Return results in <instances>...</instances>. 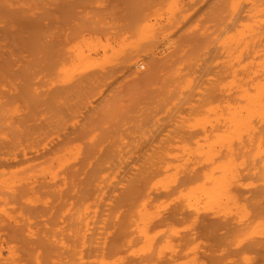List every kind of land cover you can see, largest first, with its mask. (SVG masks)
<instances>
[{
  "label": "rangeland",
  "instance_id": "374dc122",
  "mask_svg": "<svg viewBox=\"0 0 264 264\" xmlns=\"http://www.w3.org/2000/svg\"><path fill=\"white\" fill-rule=\"evenodd\" d=\"M11 1L3 3L23 2ZM209 1L36 0L30 18L42 19L44 36H22L31 37L29 50L20 48L19 36L0 39V156L26 150L40 155L0 161V248L13 245L20 264H35L23 248L36 252L42 246H51L43 250L44 264H53L61 252L63 260L66 246L81 248L85 264H98L101 257L107 264L112 259L110 264H264L258 254L264 252V206L260 212L252 210L257 193L264 196L260 171L253 176L251 168L239 170L231 190L245 203L240 212L221 208L195 214L183 199L172 198L177 191L157 195L161 183L155 182L156 188L152 181L163 176V167L157 176L145 177L149 154L154 160L182 153L186 158L188 150L206 149L209 125L224 123L221 118L206 124V87L214 86L218 95L211 103L221 108L233 93L225 89L237 68L232 56L241 54L239 47L232 48V39L226 41L229 31L220 35L222 24L213 21L228 16L227 0ZM214 41L221 45L212 53L211 63L218 65L211 70L206 57ZM199 117L202 124L201 119L196 124ZM100 148L103 156L81 162ZM189 158L192 163L182 165L179 175L207 166L199 157ZM162 200L168 203L149 223L150 242H143L144 234L134 225L138 206L144 203L147 211L156 212ZM171 211L184 212L183 218L159 224ZM204 216L216 223L211 232L220 234L219 243L206 238ZM257 219L262 223L249 236ZM223 222L227 230L219 227ZM165 238L171 246L160 251ZM251 242L256 246L250 248Z\"/></svg>",
  "mask_w": 264,
  "mask_h": 264
},
{
  "label": "bare ground",
  "instance_id": "6f19581e",
  "mask_svg": "<svg viewBox=\"0 0 264 264\" xmlns=\"http://www.w3.org/2000/svg\"><path fill=\"white\" fill-rule=\"evenodd\" d=\"M22 1L23 2L20 5L18 4V6H12L10 4L9 5L4 4L3 0H0V39H11L13 37L19 36L20 48L24 50H29L28 49L29 45L30 47L32 45V39L31 37H22V36H32V35L44 36V30H43L44 25L42 24L43 23L42 19L36 18L37 16L35 17L36 18L35 20L30 18V15H32L31 11L33 10L35 11V9H37V6L35 5L36 0H22ZM11 2H13V0ZM16 2L19 3L20 0L19 2L18 1ZM209 2L211 1L206 0V4ZM221 3L219 6L223 4ZM33 7L35 8L33 9ZM226 8L228 10L227 11L228 16L226 15L227 17H225L226 20L224 18V15L223 16L221 15L218 17L217 16L213 17V21L215 23L217 21L219 25L222 24L221 29H219L220 35H222L223 32L225 33L227 30L230 33L227 35L228 36L227 40L224 39L226 35L224 36V38H221L220 40L223 39V40L228 41L229 39H232L230 41L234 43L232 48H234V46H236L237 50L240 48V50L236 52H238L241 55L239 57V55L235 53V57L232 56L234 59L230 58L231 60L233 59L234 61H236V62H233L232 60L233 63H236L237 68L232 67L233 69L232 70L230 69L232 73L231 75H229L228 81H226L227 82L226 84L228 85H225L226 86L225 87V86H222L224 83H222V85L218 83L222 86V88L223 87H225V89L229 88L230 90H232L231 93L233 92L231 96L225 98V100H222L224 105H221L222 106L221 108H220V105H218L219 103L218 104L215 103L217 105H213L211 103L213 100H217L216 97L218 93H216V89L213 88L214 87L213 85L209 87L207 86V82H206V86H207L206 87V103L208 105L206 104L207 106L206 107L207 108L206 109V120L204 118V120L206 121V124L208 122L213 121V120L210 121V119H214V120L217 119L219 121V119L221 118L224 121V123H222L221 125H219L218 123L217 124L214 123L217 126H213V123L212 124L208 123L211 125H209L210 129L206 130V149L201 150V151L200 150L197 151L198 149L188 150L186 151L187 152L186 158L183 157L184 153H182L183 156L180 155L177 157L175 155V156L169 157L168 159H166L165 156L160 155L156 160H154L152 158L153 154H149L148 157L145 158L146 159L145 161L148 163L146 167L148 171L145 172V177L149 176L150 178H153L160 173V172L158 173V171L161 170L162 167H163L162 168L163 170L165 169L163 176H161V178L158 176L160 179L156 177L157 180L153 178L154 179V181H152L153 184L150 182L153 186H156L154 185L155 182L158 185L160 183L162 185V186L160 185L162 189H160L159 192H157L156 190L158 185L156 186L154 192H157V195L159 194L164 197H167L177 191L176 196L172 198L173 199H179V198L183 199L186 202L187 206H189L188 208L189 209L190 207L192 208L190 209V211L195 214H198L202 210L206 212L209 210H212L215 213H218L219 210L221 211V208L223 211H226V212L228 210L229 211L233 210L235 212H240L242 210H245V207H244L245 203L243 202V204L242 203L240 204L236 197V194H233L231 190L232 185H235L239 181V177H240L239 170L240 169H245V168L250 169L251 168L253 170L252 172L253 176H256L255 175L256 172L260 171V174L262 175L261 180L264 181V0H227ZM237 22H239L238 25H237ZM235 25H237L239 28L237 29L235 27L236 28L235 31L230 32L232 27H234ZM25 33H27V35ZM231 33L232 34L234 33V34L231 35ZM219 37H223V36H219ZM12 42H15V40H12ZM222 42L223 41H221V43ZM214 43L213 44L215 46L213 47L212 45V48H210L211 47L210 46L207 51L208 57H206V69L213 70L218 65V63L217 65L216 64L212 65L211 63L213 61V59L211 58L212 53L217 49L216 46H218L216 44V41H214ZM232 43H231V46H232ZM1 47H2V44L0 43V49ZM236 57H238L239 59L236 60ZM230 59L228 60L226 59L225 63L230 62L229 61ZM230 64L228 63L226 64V66L233 65V64L231 65ZM229 66L226 68H229ZM215 76H216V73H215ZM225 76H227V73ZM221 77H222V73H221ZM213 79H216V78H213ZM219 81H222V80H219ZM212 82L214 84L213 80L211 81V84ZM216 83H217V80H216ZM230 90H227V91L230 92ZM226 93L228 94V92ZM200 119H201V123L199 121ZM199 123L202 124V118L200 117L196 118V124H199ZM217 147H220V148L224 147L225 151L223 153H219L220 150L217 151ZM104 153H105V150L103 148L97 149L91 156H87V158L84 157L81 162H84L86 160L88 163H93L94 161H96V159L103 156ZM188 154H192L193 156L199 157L200 160H202L201 162H203L205 166L207 165L206 166L207 168L205 167L204 170L201 171V168L191 167L192 169L189 170L187 173L185 174L181 173V175H179L180 174L179 170L181 168L183 169L184 164L186 162L189 163L190 161V158L189 160H186L188 158ZM38 155H39L38 150H35V151L26 150V151H23V153L21 154L15 153L12 157L2 155L0 156V161L2 163L18 161V159L20 161H25V160H31V159L38 158L37 157ZM171 161H173L172 164H171ZM256 161H258V165H256ZM185 166H190V165L185 164ZM135 174L136 173H133V175ZM132 178L133 177H129V179L127 180V183L130 182ZM248 184L252 185L251 181L248 182ZM255 186L256 185H254L253 188ZM257 189L258 187L255 188V191H257ZM131 190L132 188H129V191ZM14 198L15 197H13L12 199ZM245 198H248V197H245ZM259 201L262 203V205L259 204ZM143 202H147V201L143 200ZM165 202L162 200L159 203L158 202L156 203L155 205L156 212L147 211L144 203L142 204L140 203L141 206H138L139 207L137 211L139 214L138 222H137V225L136 224L134 225L137 227L138 230L141 231V232L138 231V233L144 234V235L139 234V235L144 236L143 242L145 241L150 242L149 240L151 237L148 231L149 226H150L149 223L153 218L156 219L155 216L157 215V212L159 211L158 209H161L163 206H165V204L168 203V201L166 203ZM261 206H264V196L257 193V200L256 202L255 201L253 202L252 210L255 212H260ZM183 214L184 212L171 211L170 213L163 215L158 220V222L159 224L166 225L167 223L173 222L180 217L183 218L182 217ZM158 215L160 216V214ZM206 216L208 217L207 214ZM206 216H204L202 220L203 223H205L204 227H206V238H208V240L214 243H219L221 240L220 234H216V232L215 233L211 232L214 230L212 229V226L215 222H213L211 219L207 218ZM193 220L197 222L198 217L194 216ZM185 223L186 222H184V224ZM223 223L225 224H222L219 227L220 228L224 227L225 230H227L228 229L227 223L226 222H223ZM261 223L262 222L259 219H257L255 222H252V224L249 226V229H250L249 236H251L256 230L259 229V226L261 225ZM215 225L216 223L214 224V226ZM204 227L202 226L203 229ZM161 228L157 230L160 231ZM173 228L169 227V229H171V232ZM176 228H179L178 230L180 231V227H176ZM162 232H164V230ZM110 234L111 233H109L108 235ZM154 234H157V233L155 232ZM104 238H103L104 239L103 241H104V244H106L108 238L107 237H104ZM15 239L17 240V238ZM164 240H165L164 241L165 243L163 242L160 248L158 247L160 251L163 247L170 244L168 238L167 239L165 238ZM182 240L185 241V239H181L179 241L181 242ZM103 241L101 240V242ZM143 245L144 244H142V246ZM88 246H89V249L94 248L93 244H90ZM98 246L97 248H99ZM248 246L250 248H253L256 246V244H253L251 242L248 244ZM50 247L51 246L49 247L42 246V249L44 251L46 250L49 251ZM62 247L64 248L65 246L62 245ZM193 247H195V245ZM65 248L66 249L63 250V253H66V255L64 256V259L63 260L61 259V255H62V252H61L58 254L56 259L53 261V264H85V261H84L85 259L84 260L82 259L83 252L81 251V248H77L76 246H66ZM22 250H23L24 255L27 258L31 259L35 264H41V262L42 264H44L45 260L42 259V253L44 252L43 250L38 249L36 252H34L31 249H27V248H23ZM159 250L157 249V251ZM106 251L107 250H105V252ZM187 251L189 252V248ZM102 254H103V251H102ZM258 254L259 256L264 257V252L260 251ZM18 258H19V253L16 251L13 245L7 246L5 250L0 248V264H20L18 262ZM98 258L96 257L95 259H98ZM103 258L104 257H101L100 259H98L99 262L98 261L95 262L93 258L90 260H93V262L98 263V264H107L108 261L106 262L105 261L106 259H103ZM111 262H109L108 264H110Z\"/></svg>",
  "mask_w": 264,
  "mask_h": 264
}]
</instances>
